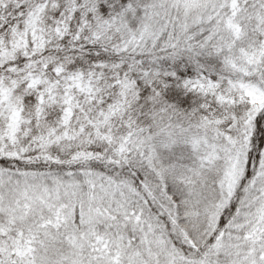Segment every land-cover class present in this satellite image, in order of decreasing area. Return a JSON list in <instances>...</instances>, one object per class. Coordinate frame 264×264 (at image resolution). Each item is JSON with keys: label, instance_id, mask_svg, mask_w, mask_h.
<instances>
[{"label": "snow or ice", "instance_id": "snow-or-ice-1", "mask_svg": "<svg viewBox=\"0 0 264 264\" xmlns=\"http://www.w3.org/2000/svg\"><path fill=\"white\" fill-rule=\"evenodd\" d=\"M0 264H264V0H0Z\"/></svg>", "mask_w": 264, "mask_h": 264}]
</instances>
